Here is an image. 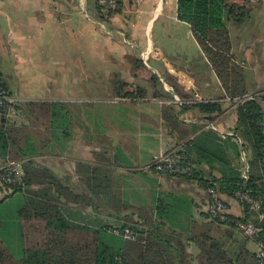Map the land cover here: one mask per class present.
I'll list each match as a JSON object with an SVG mask.
<instances>
[{"label": "crops", "instance_id": "0c3cea01", "mask_svg": "<svg viewBox=\"0 0 264 264\" xmlns=\"http://www.w3.org/2000/svg\"><path fill=\"white\" fill-rule=\"evenodd\" d=\"M18 1L0 0V72L3 80L8 85L5 78V71L8 70L6 60H9L7 45L18 60L14 68L20 74V92L16 94L8 85L11 95L24 98L26 102L47 100L61 106L53 118L49 152L35 157L36 161L49 166L63 178L69 175L71 184L77 190H82L83 182L76 174V161L110 166L120 185L124 203L132 206L120 213L85 207L86 212L82 216L87 220L117 226L138 222L140 229L152 230L144 224L143 209H147L152 220L160 223L164 231H175L180 235L189 254L181 264H200L198 258L202 240L224 244L237 255L235 264H253L254 258L249 256L243 261L242 252L256 255L261 241L249 237L237 225L210 217L211 195L199 178L162 174L150 167L162 151L171 149L178 142L177 136L169 134L163 124L165 102L174 103L180 110V106L192 103L196 97L211 101L224 97L221 113L203 114L195 107L182 111L181 118L194 128L188 140L195 139L197 142L201 160L199 167L203 169L201 175L205 178L212 173L221 176L225 167L238 168L241 174L245 167L249 175L251 171L253 151L235 131L237 103L225 97L221 81L191 25L179 18L178 0H122L119 12L110 17L106 13L101 20L96 17L95 0L87 1V12L81 8L79 0ZM247 7L250 12L242 21L240 18L229 20L233 53L236 62L245 69L249 91L258 92L263 97L261 105L264 110V24H253L258 15L264 16V0H258L256 6L249 4ZM77 17L82 21L78 22ZM13 22L17 26L15 30L12 29ZM157 25L156 38L154 31ZM76 31H79L80 38L76 37ZM77 41L83 45L80 54L84 60L82 66L76 58ZM133 48H137L138 52ZM157 49L162 54L155 57H162V60L156 61L155 67L150 63L149 66L154 76L161 75L158 79L163 80L165 85H143V97L139 96L137 89H132L138 84L135 71H132V59H138L136 67L144 65L143 60L147 61ZM32 51H37L35 65L28 69V62L33 63L26 59V55ZM28 70L35 71L38 74L36 81L40 82L31 88L24 86L26 76L22 71L28 74ZM103 70H108V73L105 71L104 85L91 76L93 72L102 73ZM114 70H118L119 76L111 78L108 85L107 74L111 76ZM79 71L86 75H79V81L94 85H75L74 74ZM125 72L128 77L123 75ZM61 82L66 85H53ZM115 83H125L118 89L121 95L129 92L135 96H116ZM93 88L98 91L97 96L92 95ZM109 95L114 97L113 101L125 104L126 116L132 124L126 129L120 126L103 132H97L96 128L92 130L90 104L92 101H106ZM177 97L182 100L181 103L174 101ZM28 115L27 110L21 111L16 123H28ZM98 115L106 118V110L103 115L99 110ZM2 118L0 111V126ZM48 155L56 159H52L50 164L43 163ZM62 157L66 158L62 160ZM8 160L0 140V167ZM6 195L8 191L0 175V205L17 196ZM222 197L228 205L229 214L252 221V216H249L252 214L241 201L234 196ZM253 214L257 217L255 212ZM5 227V239L19 235L15 219L10 224L6 222Z\"/></svg>", "mask_w": 264, "mask_h": 264}, {"label": "trees", "instance_id": "16d2710c", "mask_svg": "<svg viewBox=\"0 0 264 264\" xmlns=\"http://www.w3.org/2000/svg\"><path fill=\"white\" fill-rule=\"evenodd\" d=\"M96 17L103 19L120 11L122 0L116 8L100 6L94 2ZM246 3L234 0H178V16L188 22L203 52L211 63L225 90V97L234 101L249 91L243 65L236 62L233 53L229 20L242 21L249 14ZM158 77L153 76L157 82ZM125 83L116 85V96L131 97L132 93L118 92ZM0 88L10 94L8 85L0 72ZM120 91V90H119ZM143 88L136 90L141 95ZM183 97V96H181ZM263 97L237 103L238 122L236 133L243 138L253 153L249 178L242 176L238 168L225 167L221 176L213 173L205 178L199 167L200 156L196 140H188L194 132L192 125L181 118L187 108H197L203 114L221 113L222 100H204L180 106L165 102L162 108L164 127L169 134L177 136L171 149L180 143L192 145L195 170L189 179L199 178L202 186L215 189L222 195L234 196L238 190L248 191L260 199L264 208V110L261 105ZM57 103L47 100L22 101L21 111H28V123H16L4 115L0 126V140L9 160L21 161L24 177L23 184H2L6 187V197L18 195L21 202L14 216L19 230L22 254L17 256L8 245L4 227L5 218L0 215V264H181L187 257L184 243L175 231H164L160 223L152 220L149 210L143 209L145 223L152 230L140 229L138 222L117 226L112 223H98L85 219L82 215L86 208H104L108 212L120 213L132 206L124 203L122 192L114 170L110 166L99 165L89 161L78 160L75 163L76 174L83 182L82 190L71 184L69 175L65 178L47 165L38 163L35 157L49 152L51 131L54 117L60 109ZM227 165V164H226ZM1 172V170H0ZM178 176V175H173ZM211 200V199H210ZM211 203V201H210ZM252 215V221L259 225L256 238L264 245V220L254 217V212L242 202ZM210 215V214H209ZM211 217V216H210ZM231 221L225 222L236 226L237 221H246L229 214ZM254 217V219H253ZM212 218V217H211ZM217 220V219H214ZM131 221V220H130ZM219 221V220H218ZM136 223V224H134ZM15 225V224H14ZM129 226L138 232L136 239H127L113 231L114 227ZM6 232V231H5ZM158 235V236H156ZM200 264H235L237 255L231 253L224 244L200 241ZM246 257L254 258L253 264H259L255 253L242 252Z\"/></svg>", "mask_w": 264, "mask_h": 264}, {"label": "built area", "instance_id": "2783aa9c", "mask_svg": "<svg viewBox=\"0 0 264 264\" xmlns=\"http://www.w3.org/2000/svg\"><path fill=\"white\" fill-rule=\"evenodd\" d=\"M244 1V0H243ZM257 0H245L246 5L254 4ZM80 6L87 12V0H79ZM97 3L104 7L116 8L119 5V0H97ZM262 96L258 92L250 91L243 96L236 97L235 102L243 103L249 99L261 98ZM205 99L197 98L191 102L204 101ZM24 101V98L11 95L4 88H0V111L10 121H14L19 116V105ZM176 103H181L178 97L174 100ZM192 145L186 143H180L175 149H169L160 153L150 167H153L157 172L169 175L187 176L192 175L195 170V162L192 156ZM1 180L5 184H23L24 172L21 161L8 160L4 165L0 167ZM242 176L246 179L249 178L247 167L243 169ZM211 195V203L209 206V214L213 219H217L221 222L231 221L227 212L228 205L223 200L218 192L211 188L209 189ZM234 197L239 201L248 205L249 209L257 214L259 221L264 220V208L260 199L256 198L248 191L238 190L235 192ZM236 225L249 237H256L257 232L260 230L258 224L253 221H237ZM113 231L117 234L123 235L127 239H136L138 232L129 227H114ZM256 258L259 264H264V245L260 243L259 249L256 252Z\"/></svg>", "mask_w": 264, "mask_h": 264}, {"label": "rangeland", "instance_id": "374dc122", "mask_svg": "<svg viewBox=\"0 0 264 264\" xmlns=\"http://www.w3.org/2000/svg\"><path fill=\"white\" fill-rule=\"evenodd\" d=\"M7 2H10V1H7ZM16 2H19V1L18 0H16V1L12 0L11 3H16ZM257 2H258V0H257ZM257 2H255L254 4H251V5L256 6ZM256 9H258V8H256ZM256 9H254V10H256ZM17 19H20V18L18 17ZM77 19H78V17H77ZM79 21H82V19L80 17L78 19V22ZM71 22L72 21L69 22V25ZM253 24H257V25L262 26V24H264V16L262 14L258 15L253 20ZM75 25H77V23ZM80 25H83V24H80ZM157 27H158V25L156 26L155 31H154V33H155L154 35H156V38L158 37V33L156 32ZM16 28H17L16 23L13 22L12 23V29L15 30ZM5 33L7 35V32H5ZM159 35L161 36V38L163 37L161 32H159ZM165 36H166V39H168V36L167 35H165ZM76 37L80 38L79 31H76ZM5 40L9 41L7 37H5ZM32 41H34V37H33ZM5 47H6L7 52H8L7 57L9 58V60H6L5 66L8 70L5 71V74H6L5 78L7 80L8 85H10L12 91L15 92L16 94H18L20 92V74L14 68L16 66V61H18V60H15V58L13 56V54H14L13 51L10 53L9 47L7 45H5ZM13 47L18 48L17 45H14ZM76 47H77V49H75L76 58H77V61L82 66V61L84 62V60H82L83 57H80V54H82L81 49H83V45H81V41H77ZM133 49L135 52H138L137 48H133ZM44 52L48 53V50H44ZM36 54H37V51H32L31 53H28L26 55V59L30 60L33 63V64H29V62H28V64H27L28 69H29V66L35 65L34 60L36 58ZM160 54H162V53L160 52L159 49H157V51L155 53H153L152 57L150 56L147 61L143 60L144 65L140 64L137 67L135 66V62H137L138 59L137 58L132 59V61H133L132 62L133 64H131V66H133L132 71L133 72L135 71L134 72V76H136L135 81L138 83L135 87H132V89H138L139 87H142L143 85H147V87H149L151 85H154V83H155V85H160L161 87H162V85H165L163 80L158 79L156 82V81H153V78H152L155 74L154 71L152 70V67H155L156 61H158L159 59L162 60V57L156 58L155 56L160 55ZM138 57H139V55H138ZM171 60H175V59H171ZM149 63L152 65V67L149 66ZM109 70L111 71L112 69L109 68ZM105 71L108 73V70H105ZM105 71L103 70L102 73H99V72L94 73L93 72L91 76L94 80L101 81L102 85H104ZM79 72H81V73H79ZM79 72H76L74 74V76H76L75 80H77V83L75 85H94V84H90L89 82L79 81L80 80L79 75L86 76L84 74V72H82V71H79ZM22 74L26 76L24 86H28L31 88L32 85H38L40 83V82L36 81V79L38 78V74L35 73V71L28 70V74L25 73V71H22ZM125 74H126V72L123 73V75H125ZM127 74L125 75V77L129 76ZM54 76L56 78V75H54ZM115 76L116 77L119 76L118 70H117V72H115V70H114V72L111 76L107 74L108 85H110V83L108 81L111 80V78L114 79ZM158 76L160 77L161 75H158ZM162 76H164V78H166V75L162 74ZM40 85H44V84L41 83ZM53 85H66V84L61 82L59 84L54 83ZM92 95H94V96L98 95V91H96L94 88H93V94ZM142 97H143V95H142ZM113 98H114L113 96L109 95L108 100H106V101H103V102L92 101L91 102L90 107L92 109L91 110L92 115L90 116V121H91V125L93 127L92 130H95V128H96L97 132L98 131L103 132L105 130L108 131L111 129H116L117 127L120 128V126H122V128H124V129H126V128H128V125L132 124V122H130L126 116L127 108H126L125 104H121L120 102H115V101H113L114 100ZM197 98L198 97H196V99ZM188 99H190V98H188ZM99 110L102 111V115L104 114V110H106V118H104V117L100 118L99 117V115H98ZM17 119H18V117L15 118V121H17ZM106 120H107V122H106ZM162 152H164V151H162ZM66 157H68V156H66ZM66 157H62L60 159L63 160ZM52 159L54 160V159H56V157H52V155H48L44 161L42 160V162L46 163V164L47 163L50 164ZM242 173H243V171H242ZM20 202H21V197L17 195L16 197L12 198L6 204L0 205V214L3 215V217L5 218V222H9V224H10L14 220V216L17 212V209H18ZM6 240H7L8 245L14 251V253L17 256H20L22 254V250H21L22 246H21V242L19 240V237L18 236L9 237V238L7 237Z\"/></svg>", "mask_w": 264, "mask_h": 264}]
</instances>
